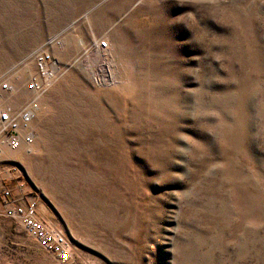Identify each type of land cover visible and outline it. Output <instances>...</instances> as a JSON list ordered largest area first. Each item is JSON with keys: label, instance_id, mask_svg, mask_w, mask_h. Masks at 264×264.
Here are the masks:
<instances>
[{"label": "rangeland", "instance_id": "rangeland-1", "mask_svg": "<svg viewBox=\"0 0 264 264\" xmlns=\"http://www.w3.org/2000/svg\"><path fill=\"white\" fill-rule=\"evenodd\" d=\"M37 48L56 78L0 185L74 264H264V0H0L14 105ZM0 264L59 263L0 216Z\"/></svg>", "mask_w": 264, "mask_h": 264}, {"label": "built area", "instance_id": "built-area-1", "mask_svg": "<svg viewBox=\"0 0 264 264\" xmlns=\"http://www.w3.org/2000/svg\"><path fill=\"white\" fill-rule=\"evenodd\" d=\"M107 48V40L97 38L90 43L87 50L104 56L103 50ZM32 59L35 72L24 83L27 97L21 103L14 105L12 100L1 99L3 95L13 94L14 87L8 80L0 81V144L11 149L30 145L34 141L35 132L30 128V123L39 109L40 97L56 78V62L49 50L37 48L32 53ZM95 75L94 79H102ZM12 193L11 187L0 185V216L19 221L26 233L59 264H74L70 241L59 228L38 215L35 198L26 200L24 193Z\"/></svg>", "mask_w": 264, "mask_h": 264}, {"label": "bare ground", "instance_id": "bare-ground-1", "mask_svg": "<svg viewBox=\"0 0 264 264\" xmlns=\"http://www.w3.org/2000/svg\"><path fill=\"white\" fill-rule=\"evenodd\" d=\"M108 42V41H107ZM106 50V49H105ZM104 51V50H103ZM14 87V86H13ZM15 89V88H14ZM14 92V91H13ZM7 96V97H6ZM10 94L8 95V94H6V95H3V97H1V99L3 100V101H5L6 99V101H9L10 100ZM13 103V102H12ZM3 144H0V150H1V146H2ZM28 146V145H27ZM19 148V147H18Z\"/></svg>", "mask_w": 264, "mask_h": 264}]
</instances>
